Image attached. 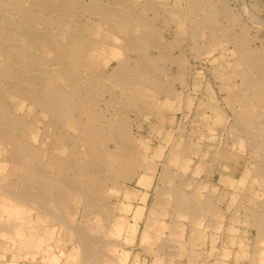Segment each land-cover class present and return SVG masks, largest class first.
Wrapping results in <instances>:
<instances>
[{"label": "rangeland", "instance_id": "374dc122", "mask_svg": "<svg viewBox=\"0 0 264 264\" xmlns=\"http://www.w3.org/2000/svg\"><path fill=\"white\" fill-rule=\"evenodd\" d=\"M19 1L0 0V24L10 31L13 29L11 32L14 36L22 37L29 43L28 48L33 50L38 65L35 70L25 73L16 58L7 60L0 50V69L6 68L9 62L16 61L15 76L28 83L34 82L36 85L46 87L47 82L53 80V83L58 82V85L52 83L51 85L62 92L68 90V92L76 91L79 95L83 94L90 99L91 112H95L98 105L100 106L95 112L100 117L97 118L100 122H92L88 114L86 115L84 112L86 109L83 108L88 104L82 108L83 104L77 103L78 111H75L72 118L56 125L51 114L36 104L31 96V90L24 87L19 92H15L14 83L9 85L0 83L2 105H0V116H5L6 122L14 121L19 125L17 128L19 132L15 130L16 133L13 134L15 138L22 136V130L30 129V134L37 137L34 145L44 149L41 151H46L44 159H47L50 153L67 159L77 139L75 137L79 136L82 129L89 132L92 129H104H102L104 138L102 143L107 146L106 148L110 147L108 149L110 153L116 152L112 155L120 166L111 172L112 175L106 173L110 193L105 203L99 207V212L104 209L102 215L107 211L110 213L105 215L107 218L94 220V224L102 227V233L107 232L111 241L117 244L114 252L119 258L117 257V262L114 264H249L253 254L259 249L264 250L263 245H256L264 236L258 229V223L264 224V172L261 171L264 168H262V160L260 161L261 156L264 155L260 147H264V79H261V75L252 74L251 83L244 80L246 66L243 61L246 60L247 55L243 54L242 48L246 47L253 58L255 57L254 59L264 60V0H48L50 2L48 6L55 5V9L59 10L63 17L56 23L59 18L54 10L52 11L53 7L44 8V13L37 7V12L41 10L44 16L47 18L50 16L51 18L48 19L54 21L47 24L39 23L37 25L39 30L37 26L21 21V17L17 14L18 10L17 12L13 10L11 4L15 6L19 4L25 9L31 7L33 0ZM149 1L154 5L153 10L146 7ZM194 1L202 8L203 14L196 13L192 7ZM126 7V23H122L119 18ZM204 7H210L212 11L209 8L203 9ZM208 9L210 12H207ZM67 17L69 19H66ZM9 23H12V26ZM85 29L89 31L88 34L84 32ZM142 29L148 30L151 35L150 40L140 45L144 49L143 52L146 51V55L154 62L153 69L156 78L162 83L161 89L139 83L126 87V85L113 84L109 79L118 67V63L130 62L134 68L133 66L140 59V53L128 52L129 50L125 49H128L131 42L137 41V35ZM67 30L68 33L71 32L68 34ZM102 41L107 43L104 44ZM35 43L39 49L35 48ZM68 45L69 47L77 45L82 52V58L79 59L80 62L78 60L79 64L77 63L79 66L75 68L80 84L66 75L69 65L64 57L67 55L65 52H68L66 48ZM64 50L66 51L63 52ZM141 98L145 99L142 101ZM246 103H250V106L246 111L248 117L244 118L241 115L244 113L243 106ZM3 107L5 110H2ZM114 113H118L119 116L118 114L114 116ZM109 116L112 117V122ZM71 120L77 121V128L71 126ZM33 123L36 124L32 125ZM112 125L115 131L112 130ZM129 139L130 141H126ZM79 148L82 154L88 153L89 147ZM6 152L7 147L0 140V164L3 161L5 166L10 168L12 159ZM183 160H186L187 165L185 172L181 168ZM170 176L171 184L168 182ZM163 183H167L166 189L176 188L179 193L183 191L186 195L196 192V189L199 190L208 202L217 206L220 213L217 216L208 215L201 219L200 230L194 229L192 219H179L178 215L173 213L172 217L176 216L173 217L174 226H182L180 232H175V235L179 236L183 231V236L176 239L169 230H166L163 237L164 241H168L169 246L159 252L156 250L158 245L152 246L154 249L150 248L152 251H148L144 248L141 237L152 212L159 213L156 201L158 190ZM82 215L79 213L76 216V223L82 222ZM257 215L261 218L260 221ZM168 218L166 222L172 226V218ZM53 224L55 235L58 232L59 245L52 246L53 250L59 254L66 246L65 252L70 253L76 247L75 233L63 230L64 234L62 229H59V225ZM113 226H117L120 233L116 235L112 230ZM107 229L109 231H106ZM178 253L183 256H179ZM14 255L12 252L5 254L0 249V264L17 262L22 264L21 259ZM37 260L39 262L40 259Z\"/></svg>", "mask_w": 264, "mask_h": 264}, {"label": "bare ground", "instance_id": "6f19581e", "mask_svg": "<svg viewBox=\"0 0 264 264\" xmlns=\"http://www.w3.org/2000/svg\"><path fill=\"white\" fill-rule=\"evenodd\" d=\"M8 3H6V4H8ZM49 3L50 2L48 0H33V2H32L33 7L31 5V7H29V8L26 7L25 9H23L21 6H19V4H16L17 6H15L13 3H11V4H12V9L13 10H15V11L18 10L17 14H19V16L21 17L20 18L21 21H23L24 23H27V24L35 25V27H36L39 23H46L47 24V23L54 22L53 20L48 19L50 16L48 18H47V16H44V14H43L44 13V10H43L44 8L47 9V8L53 7L52 11L54 10L53 12L59 18V20L56 21V23L60 22V20L62 19V17H63L62 13L59 10L55 9V5L54 6L53 5L48 6ZM133 3H134V1H133ZM37 7L39 9H41L43 13L41 12V10H39L37 12V10H36ZM146 7L148 9H150V10L154 9V5L152 4L151 1H149L146 4ZM192 7L196 10L197 14H203L204 13L202 8H200L198 6L196 1H194L192 3ZM207 8L210 9V7H207ZM207 8L204 7L203 9H207ZM19 9H21V10L19 11ZM97 9H98V7H97ZM209 9L207 10V12H210V10L212 8L210 10ZM93 12H94V10H93ZM11 13H13V12H11ZM111 13L113 14V12H111ZM121 13H123V14L121 15V18H119V19H121L120 21L122 23H126L125 22L126 21L125 18H126V14H127V7L124 8ZM123 15H125V16H123ZM112 17L114 18L115 16H112ZM66 19H69V18L67 17ZM72 19H74V18H72ZM116 19L118 20V17ZM67 23H69V22H67ZM108 23H111V22H108ZM9 24H11V26H12V23H9ZM106 25H108V24L106 23ZM85 27H87V26H85ZM17 28H18V26H17ZM37 28H38V26H37ZM38 30H39V28H38ZM43 30H45V29H43ZM68 30H67V33H68ZM76 30H77V28H76ZM78 30H79V28H78ZM109 30L111 31V29H109ZM11 31L8 30L7 28H4L0 24V50L3 51V54H4L3 57H5L7 60L9 59L10 61H11V59L16 58L19 61L18 64H20V66L22 67L23 72H25V73H28L31 70H35L37 68L38 64L36 65L37 61L35 62V57H34V54H33V50H30L28 48V46H29L28 44L29 43H27V41L25 39H23L22 37L20 38V37L14 36ZM85 31H86V29L84 30V32ZM86 32L88 34L89 31L87 30ZM58 34H59V32H58ZM126 36H128V35H126ZM59 37H61V36H59ZM80 37L82 38V36H80ZM150 37H151V35L148 32V30L142 29L141 32L137 35V41H135V43L131 42V44H130V43L127 42L128 44H130V46L128 47V49H125V50H129L128 52L134 51L136 53H140L141 57L135 63V65L133 66L134 68H132L130 62L129 63L128 62L118 63L119 64L118 67L113 71V73L109 77V79L112 81L113 84L126 85V87H127L128 85L132 86L135 83L136 84L139 83L140 85H148V84H150L153 87H156L158 89L162 88V83L159 82V79L156 78V76H155V72H154V69H153V68H155V67H153L154 66V62L152 61L151 58H149L146 55V51H145V53L143 52L144 49L141 47L142 45H140V43L150 40ZM55 38H57V37H55ZM42 41H45V40H42ZM47 42H49V41H47ZM78 42H79V40H78ZM102 42H104V44L107 43L106 41H102ZM33 43H34V41H33ZM41 44L43 45V43H41ZM52 44H54V43H52ZM101 44H103V43H101ZM108 44L110 45V43H108ZM35 46H36V43H35ZM35 48L39 49V47H37V46ZM43 48H44V46H43ZM43 48H42V50H43ZM56 48H58V47H56ZM66 48H68L67 49L68 52H65L66 50L63 51L65 53H67V55L64 57V59H65V61H67L68 65H69V68L66 69V70H68L66 75L71 76L70 79H73L74 81H76L77 83L80 84V80H78L77 77H76L77 74L75 72V70H76L75 68L77 66H79V65H77V63H78V60L82 58L81 57L82 56V52H80L81 50L79 49V46H77V45H72L70 47L68 45V47H66ZM242 49H243V52H244L243 54L247 55L246 60L243 61V64L246 66V69H245L246 71H244V75H245V79L244 80H246L249 83H251L252 74L261 75L262 76L261 79H264V60L263 59H254L255 57L253 58V55L251 53H249V51H248V49L246 47H243ZM87 50L90 51L88 48H87ZM119 50H122V49H119ZM34 51H36V50H34ZM38 52H40V50ZM59 52H57V53H59ZM116 53L117 52H115V55H116ZM119 53H118V56H120ZM136 53L134 54L135 57L137 56ZM35 54H38V53H35ZM122 54H123V52H122ZM92 56L94 57V55H92ZM123 56H124V54H123ZM85 59L87 60V58H85ZM90 59H93V58H90ZM47 61H49V60L47 59ZM38 62H40V61H38ZM79 62H80V60H79ZM83 62H84V60H83ZM14 63L9 62V64H7V66H6V68L0 69V83H2L3 85L4 84L9 85V83H12V84L14 83V85H15L14 91L15 92H19V90L24 88V87L29 88L31 90V96H33L36 104L38 106L44 108L45 109L44 111H47V113L51 114V116H52V118L54 120V123L56 125H59V124L64 123V122H67V121H69L68 119L72 118V115L75 113V111H78L77 103L79 105H81L80 103H82L83 104L82 108L85 105L88 104L87 106H85L86 108L85 107L83 108V109H86L84 112L86 113V115L88 114L87 116H89V118H90V120L92 122H96V121L100 122L99 120H97V118H100V117H98L95 114L97 109H99L98 107H100V106L98 105V107H97L95 112H91L92 106L89 107L90 99L88 97L83 96V94L79 95V93H77L76 91H71V90H69L71 92H68V90H66V92H62L60 89L56 88L55 86H52V85L58 83V82L57 83H53V80H51L50 82H47L46 87L36 85L34 82L28 83L27 81H25L23 79H20V78L15 76V74H14L15 69L14 68L17 65L14 64ZM90 65H95V64H90ZM61 66H63V65H61ZM88 67H90V66H88ZM84 70H85V68H84ZM98 70L99 69H97V71ZM86 71L87 70H85V72ZM90 72H91V70H90ZM99 72L100 71H98V73ZM50 73H53V72L51 71ZM60 73H62V72H60ZM60 73H58V74H60ZM87 75H88V73H87ZM60 79H63V78H60ZM70 79H68V81H70ZM96 81H97V79H96ZM51 83H52V85H51ZM258 83H260V82H258ZM60 84H61V82H60ZM95 84H94V86H95ZM74 85H76V84H74ZM108 85H110V84H108ZM65 87H67V86H65ZM148 87H149V85H148ZM255 87L256 86L254 85V88ZM135 88L136 87L134 86L133 89H135ZM254 88H253V90H254ZM137 89H139V88H137ZM73 90H74V88H73ZM131 92H133V91H131ZM245 92H247V91H245ZM166 93H167V91H166ZM247 97L249 98V96H247ZM92 98H91V100H92ZM98 98H100V97H98ZM114 99H115V97H114ZM141 99L143 101V99H145V98H141ZM11 103L12 102H10V104ZM95 104H96V102H95ZM104 105H105V103H104ZM12 106H14V105H12ZM128 106H129V104H128ZM134 106H136V105H134ZM134 106H132V107L134 108ZM249 106H250V103L249 104L246 103L243 106V108L244 107L245 108L243 109L244 113L241 115L242 117H244V118L248 117L246 111H247V108ZM106 107L107 106H105V108ZM89 108H91V109H89ZM102 108H104V107H102ZM25 109H26V107H25ZM2 110H5L4 107H3ZM115 111H117V110H115ZM125 112H127V111H125ZM251 112H252V110H251ZM14 114H15V112H14ZM114 114H115L114 116H117L118 113L117 114L114 113ZM22 115L23 114H21V116ZM48 115H47V118H48ZM16 116H18V115H16ZM44 116H46V115H44ZM103 116H105V114ZM107 116H108V114H107ZM118 116H119V114H118ZM6 117L9 119V117L7 115H6ZM203 117H201V118H203ZM4 118H5V116H0V140L7 147L8 155L12 159V165L9 168V166H7V165L5 166V164L1 160L2 161L1 162L2 164H0V249H1V251H3V253H5V254L6 253L8 254V252L14 253L16 255V257H19L21 259V263L22 264H26V263H28V264H59L60 262H61V264H114L115 262H117V257L118 256L114 252V249H115V247H117L116 246L117 244L111 241V239H110L109 235L107 234V232H104L105 234L102 233V231H101L102 227H100L99 225H95L94 224L95 223L94 220H96L97 218L98 219H100V218L103 219L106 214L110 213V211H107L106 213L104 212L103 213L104 216H103L101 214V212H102V210L104 211V209H102V208H101L102 210L99 212V209H100L99 207L102 204L105 203L106 198L108 197V194L110 193V187L108 186V179L106 177V173L107 174L110 173L112 175L111 172H114L115 168L120 166L119 162L117 163V160L114 158V155H112L113 152H115V151L110 153L108 151V149L110 148L109 145H108L109 148H106L107 146L105 147L104 143H102V140L104 139L102 137V132H103L104 129L103 128H102L103 130L102 129L101 130L92 129L90 132L89 131H85V130L82 129L80 131V133L78 132L79 136L75 137L77 139H75V141H74V143H73V145H72V147L70 149V152L68 151L69 155H68L67 159H63L62 157H58V156L52 155V153L48 154V158L47 159H44V156H45L44 153L46 151L43 152V151H41L43 148L40 149V147L38 148V147H36L34 145V141H36L37 137H35V136L30 134L31 130L29 129L30 130L29 131L28 128L25 129L26 131L22 130V132L20 131L22 133V136L19 135V138H18V136L15 138L13 136V134L16 133V131H18L17 128H18L19 125L15 124L14 121H12L11 123L6 122V119L4 120ZM109 118H110V120L112 122V119H111L112 117L109 116ZM218 118H220V117H218ZM42 119H44V118H42ZM84 119H85V117H84ZM39 120H40V118H39ZM106 120H108V119H106ZM21 121H22V119H21ZM24 121H25V119H24ZM35 122H36V119H35ZM103 122H105V121H103ZM105 123H108V122L106 121ZM34 124H36V123H33L32 125H34ZM100 124H102V122ZM116 124H119V123H116ZM128 124H129V122H128ZM123 125H126V124H123ZM21 126H23V125H21ZM26 126H25V128H26ZM71 126L74 127V128H77L78 127L77 121L76 120L72 121ZM39 127H41V124H40ZM62 127H64V126L62 125ZM128 127H129V125H128ZM113 128L114 127L112 125V130H113ZM123 128H124V126H123ZM37 129H39V128H37ZM61 130H62V128H61ZM67 130H69V129H67ZM57 131H59V130H57ZM65 131H66V129H65ZM113 131H115V130H113ZM71 133H73V132H71ZM29 134L31 136H29ZM73 135H74V133H73ZM129 136H131V135H129ZM66 140L67 139H65V141ZM48 141H49V139H48ZM126 141H130V139L126 140ZM41 143H40V146H42ZM80 146L89 147L88 148V153L87 154L85 153V155L82 154L80 152V148H79ZM63 147H65V145ZM126 147H128V146H126ZM260 147H261V150L264 152V147H262V146H260ZM130 148H131V146H130ZM111 149H112V147H111ZM66 150H68V149H66ZM124 150H127V149H124ZM118 152L121 153L120 150ZM122 152H123V149H122ZM124 154H126V153H124ZM129 158H130V156H129ZM260 161L262 162V168H264V155L261 156ZM182 162H183V164H181V168L183 170L185 168L187 169V167H186L187 165L185 164L186 160H183ZM189 162H191V161H189ZM187 164H189V163L187 162ZM36 167H37V170H35ZM255 167H257V166H255ZM259 169H260V167H259ZM169 170H170V168H169ZM261 171H262V173L264 172V170H261ZM183 172H185V170ZM178 175L179 174L177 173V176ZM115 176H117V175H115ZM263 176H264V173H263ZM180 178H181V176H180ZM112 180L114 181V179H112ZM168 180H169L168 182L171 184L172 183L171 176L168 178ZM115 184L116 183H114V185ZM166 184L167 183H163V186L161 187V189L158 190V195H157V201L156 202H157V206H158L157 208H158L159 213H157L154 210L155 213L152 212V215L150 216V219L146 223L147 224L146 228L145 229L143 228L144 231L142 233L141 241H142V244L145 246L144 248H147L148 251L149 250L152 251L151 250L153 248L152 246H157L158 245V248L156 249L158 252L162 251L165 247L169 246L168 245V241L167 240L164 241L165 238L163 237L164 232L166 230H169L172 233V237L174 236V237H176V239L181 238L183 236V231H182V233L179 236L175 235V232H180L179 229H181L182 226L181 225H177V226L175 225L174 226L175 218H173V217H176V216L172 217L173 213L177 214L178 215L177 217H179V219L180 218L181 219H184V218L185 219H187V218L188 219H192L193 220V224H194L193 226H194L195 230L202 229L200 224L202 223L201 221L204 219V217H206L208 215L217 216L220 213V211L218 210L217 206L214 203H212V202H208L206 200V198H204V196H202L200 194L199 190L196 189V192H193L190 195H186V193H184L183 191L179 193L178 189H176V188L175 189H173V188L166 189V187H168V185L166 186ZM207 205H208V207H207ZM112 212H113V210H112ZM171 212H172V214H171ZM79 213L83 214L81 216L82 222L81 223H76L75 218H76L77 215H79ZM153 214H154V216H153ZM191 216H194V217H191ZM112 217L114 218L115 216H112ZM168 217L172 218V221H173L172 222L173 223L172 226L173 227L170 226V224H168L166 222V219ZM105 218H107V217H105ZM257 218H258V215H257ZM259 219H261V218H258V220ZM113 220H115V219H113ZM53 223H55L56 225H59L60 226L59 229H62V231L64 230V231H67L68 233H71V232L75 233V238L76 239L74 241V244L76 245V247H74L73 250L70 251V253H66L65 252V250H66L65 247L66 246L63 248V251L60 250L61 253H59V254H56L55 251L53 250L54 248H52V246H55V245L59 246L58 245V232H57V235H55L56 233H54L55 231H54V227H53L54 224ZM122 226H120V227H122ZM256 229H257V226H256ZM258 229H259V232L262 233V235H264V224H259L258 223ZM112 230H114V233L116 235H117V233H120V230L117 229V226H113ZM64 231H63V233H64ZM106 231H109V229H107ZM69 239H67L68 242H69ZM262 239L263 240H259L258 244L256 243V245H263L264 246V242H263L264 241V236L262 237ZM70 240H72V239H70ZM66 244H67V241H66ZM158 252H156V254H158ZM180 253H178L179 256H183V254H180ZM178 254H176V255H178ZM169 256H171V255H169ZM38 258L40 259L39 262L37 260ZM250 258L251 259L249 261L250 262L249 264H264V250L259 249V251H257L255 254H253ZM159 261H160V259H159ZM157 262H158V260H157ZM15 264H19V262L15 263Z\"/></svg>", "mask_w": 264, "mask_h": 264}]
</instances>
